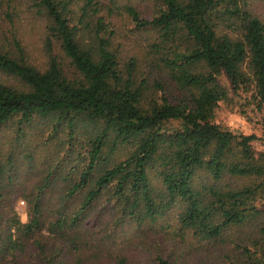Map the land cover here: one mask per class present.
<instances>
[{
  "label": "trees",
  "instance_id": "16d2710c",
  "mask_svg": "<svg viewBox=\"0 0 264 264\" xmlns=\"http://www.w3.org/2000/svg\"><path fill=\"white\" fill-rule=\"evenodd\" d=\"M33 1L43 68L0 0V71L21 82H0V134L47 133L54 152H0V264H132L119 244L141 264H264V118L257 136L216 114L230 91L262 111L264 0ZM115 8L150 33L145 53L103 21Z\"/></svg>",
  "mask_w": 264,
  "mask_h": 264
},
{
  "label": "rangeland",
  "instance_id": "374dc122",
  "mask_svg": "<svg viewBox=\"0 0 264 264\" xmlns=\"http://www.w3.org/2000/svg\"><path fill=\"white\" fill-rule=\"evenodd\" d=\"M118 2L124 6L125 4H131L128 0H118ZM33 0H13V4L16 5V10L18 11L20 20L17 23V34L18 38L21 39L22 43L26 46L27 50V57L28 60L36 64L37 66L43 68L44 63L47 61L46 55V45H45V36H44V29L45 23L41 21V18L36 16L34 10L36 7L33 5ZM22 10V11H21ZM106 15V10L103 11ZM101 12V14H103ZM35 14V15H34ZM99 14V15H101ZM110 18L104 19L103 21L108 24L107 22H112L117 25L118 27V34L117 39L122 40L128 39L131 44L130 46L134 49L130 50L129 53L136 55H141L145 53L147 49V37L150 36L149 32H136L133 30V24L127 17V12L125 8L117 9L115 8L113 13L110 14ZM132 29V30H131ZM85 31V30H84ZM87 35V33H85ZM84 34V35H85ZM85 35V36H86ZM84 37L83 39H85ZM0 82H5L9 84H17L21 86V82L7 74H4L0 71ZM229 96L232 97V102H220L219 107L216 111L217 118L223 124H226L229 128H231L236 133H255L257 136L261 134V122L264 118V106L262 111L252 110L246 103V98L244 94L240 95H233L230 91ZM244 111V113H241ZM48 132V130H47ZM47 134V133H46ZM46 134L43 135V138H39L36 133H32L30 130L26 138H18L16 137L15 127L13 126L5 127L1 134H0V152H15L17 148L23 149L24 147H33L34 153L39 160H43L44 157L47 155L50 157L49 154L53 151V143L44 142V138ZM52 136H54L52 134ZM256 146H260V141L255 142ZM19 145V146H18ZM121 152H125V150H120ZM17 153V152H16ZM43 158V159H42ZM50 165L53 167L55 164V160H51L50 158ZM40 169H44L47 167L43 165L42 162L39 164ZM23 170V171H22ZM26 170H29L26 169ZM25 167L21 169L20 174L17 176V181L19 184L17 186L19 188H26L29 187L34 183V180L39 176L36 171H29L26 172ZM31 173V176L29 175ZM20 197V196H19ZM18 200H13L10 204H8L7 212L8 214H12L13 211L18 213L21 217L25 218L27 212V205L26 202L19 198ZM264 207V201H263ZM263 249H264V241ZM134 245H120L114 247L112 250V256L117 253L125 254L128 259L132 262V264H141V252L135 251ZM199 250H197L198 252ZM196 259H200V255ZM212 256V254H209ZM22 264V263H21ZM24 264H36V259L32 257L30 261H24Z\"/></svg>",
  "mask_w": 264,
  "mask_h": 264
}]
</instances>
